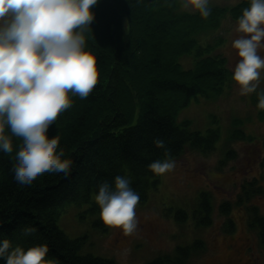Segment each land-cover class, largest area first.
Here are the masks:
<instances>
[{"label": "trees", "instance_id": "1", "mask_svg": "<svg viewBox=\"0 0 264 264\" xmlns=\"http://www.w3.org/2000/svg\"><path fill=\"white\" fill-rule=\"evenodd\" d=\"M247 6L248 0L209 6L210 15L203 18L183 9L179 0H99L86 33L87 47L97 57L98 83L86 99L73 96L71 107L48 129L49 137L59 133L60 146L72 159L71 172L44 173L22 185L14 178V152L0 151V240L7 237L25 248L47 243L46 259L56 264H120L110 257L83 253L88 234L68 236L59 225L61 208L80 206L82 215L92 217L93 228L107 233L110 226L99 218L94 201L99 184H111L116 175H125L140 194L137 205L147 204L161 184V174L147 169L153 160L164 158V149L153 142L156 138L165 141L172 159L187 150L210 154L217 149L222 139L217 119L211 117L208 127L201 130L194 128L190 119L181 120L180 115L193 100L218 98L234 82L227 58L214 54L223 39L211 43L206 37L217 31L225 18L236 20ZM184 59L190 60L189 66L184 65ZM257 103L256 95L257 115L264 121V110L258 109ZM241 121L234 119L228 142L252 141L239 127ZM18 143L14 138V145ZM261 178L264 180V173ZM255 190L252 183L243 185L242 197L250 200L263 191L261 185ZM195 205L191 215L184 208L171 214L180 222L190 216L198 227L211 224V194L200 191ZM230 209L229 201L220 205L224 215H229ZM251 214L249 224L264 245V216L256 207ZM29 226L37 231L25 234ZM233 226L228 217L224 228L230 231ZM232 245L234 250L242 247L243 239ZM204 247V242L196 239L145 264H186Z\"/></svg>", "mask_w": 264, "mask_h": 264}, {"label": "clouds", "instance_id": "2", "mask_svg": "<svg viewBox=\"0 0 264 264\" xmlns=\"http://www.w3.org/2000/svg\"><path fill=\"white\" fill-rule=\"evenodd\" d=\"M99 0H0V151L14 152V178L31 184L44 173L71 172L72 159L60 146L59 133L49 137V126L73 103V96L86 99L98 83L97 57L87 47L86 33L95 18ZM183 9L210 15V0H179ZM239 34L231 42L235 50L232 80L239 94L257 90L264 70V0H248L236 18ZM257 108L264 110V90L257 92ZM14 138L19 143L14 145ZM164 158L147 165L155 174L175 168L165 141ZM140 194L130 178L116 175L111 184L102 182L94 194L99 218L125 235L137 229L135 206ZM29 226L25 234L36 232ZM47 243L27 248L7 237L0 240L4 264H56L46 259Z\"/></svg>", "mask_w": 264, "mask_h": 264}, {"label": "rangeland", "instance_id": "3", "mask_svg": "<svg viewBox=\"0 0 264 264\" xmlns=\"http://www.w3.org/2000/svg\"><path fill=\"white\" fill-rule=\"evenodd\" d=\"M239 1L210 0L209 6H231ZM235 26L236 20L227 17L217 31L208 33L206 37L211 43L223 39L214 54L225 56L231 69L236 59L231 42L239 35ZM260 54L264 55V49ZM189 64L190 60L184 59V65ZM261 89H264V70H261L257 90L253 93L239 94V86L234 81L218 98L193 100L182 111L180 119H190L194 128L201 130L208 127L211 117L217 119L222 139L210 154L187 150L173 159L175 168L161 174V184L157 191L151 193L149 202L135 206L138 224L132 234L125 235L121 229L112 226L107 233L99 232L93 228L92 217L87 213L82 215L84 209L75 204L61 208L60 227L71 238L88 234L83 253L110 257L120 264H145L161 255L172 254L179 245L191 244L196 239L202 240L205 247L186 264H234L232 261L237 259L232 244H236L238 239L247 243L240 254L244 261L250 255L252 258L260 255L256 252L259 233L250 226L249 220L253 207L264 216V180L261 178L264 173V121L258 118L254 104V98ZM234 119L242 120L239 127L251 136L252 141H227ZM227 151L231 154L225 156ZM249 183L256 190L261 185L263 191L246 200L242 197L243 185ZM200 191L209 192L213 198L211 224L198 227L190 216L185 222L176 220L171 212L184 208L191 215ZM226 201L231 205L229 215L220 212V205ZM228 217L234 221L230 231L224 228ZM238 244L241 245V240Z\"/></svg>", "mask_w": 264, "mask_h": 264}, {"label": "flooded vegetation", "instance_id": "4", "mask_svg": "<svg viewBox=\"0 0 264 264\" xmlns=\"http://www.w3.org/2000/svg\"><path fill=\"white\" fill-rule=\"evenodd\" d=\"M257 233H258V231H257ZM258 240L259 241H258V246L256 245V249H257L256 252H259L260 255L255 256V258H252L251 255H250L248 260L244 261V259L240 257L242 247H246V245H247V243L244 242V245L242 247H237L236 248L235 253H234V257L237 260L236 261H232V262H234V264H264V261H263V259H264V245L261 243L260 237H259ZM250 242H251V239H250ZM250 242H249V244H250ZM229 262L230 261H228V263Z\"/></svg>", "mask_w": 264, "mask_h": 264}]
</instances>
